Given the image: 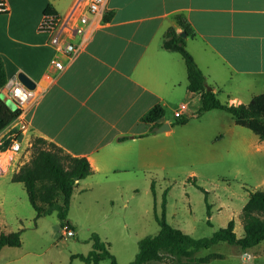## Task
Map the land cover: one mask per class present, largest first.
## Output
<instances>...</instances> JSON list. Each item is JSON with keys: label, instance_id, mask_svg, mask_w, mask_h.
<instances>
[{"label": "crops", "instance_id": "1", "mask_svg": "<svg viewBox=\"0 0 264 264\" xmlns=\"http://www.w3.org/2000/svg\"><path fill=\"white\" fill-rule=\"evenodd\" d=\"M76 3L84 6L85 0H4L6 11L0 12V56L8 78L1 91L20 72L35 83L21 116L27 123L21 145L39 137L86 158L92 173L73 192L99 189L110 201L115 192L117 200L128 203L125 193L137 190L139 178L158 169L159 136L171 130L150 131L152 124L142 116L159 104L164 109L159 123L172 127L168 109L184 104L181 116L187 115L196 96L201 105L200 95L187 90L181 56L162 47L168 28L182 32L175 14H182L193 29L184 36L185 47L213 92L234 105L264 93V0H107L103 20L84 36L70 38L78 48L67 59L36 26L47 9L66 17ZM55 56L64 63L59 71L50 63ZM8 154H0V164L15 172L23 163L21 154ZM16 248L3 247L0 264L18 262ZM229 251L233 264H264V240ZM219 255L214 259L226 257Z\"/></svg>", "mask_w": 264, "mask_h": 264}, {"label": "rangeland", "instance_id": "2", "mask_svg": "<svg viewBox=\"0 0 264 264\" xmlns=\"http://www.w3.org/2000/svg\"><path fill=\"white\" fill-rule=\"evenodd\" d=\"M216 96L221 102L227 101L223 93L217 91ZM199 106L196 96L183 116L187 118L184 124L176 123L174 108L166 111L172 127L168 135L159 136L163 149L158 151V169L141 176L134 185L137 190L125 193L128 203L117 200L115 192L110 201L99 189L72 193L67 218L76 228L73 236L64 235L54 213L35 219L23 184L11 181L12 166L1 173L0 230L21 231V245L16 248L20 259L15 264H87L71 256L90 251L91 233L107 243L118 264H128L139 240L158 232L156 217L161 216L164 194L165 219L171 226L202 238L233 219L234 232L241 237L242 208L249 192L264 190V140L233 123L227 112H199ZM30 155L31 148L21 154L19 162H26ZM232 247L219 242L196 256L222 253L224 260L208 263L233 264ZM99 264L110 261L104 259Z\"/></svg>", "mask_w": 264, "mask_h": 264}, {"label": "trees", "instance_id": "3", "mask_svg": "<svg viewBox=\"0 0 264 264\" xmlns=\"http://www.w3.org/2000/svg\"><path fill=\"white\" fill-rule=\"evenodd\" d=\"M45 13H49L48 9ZM174 19L185 36L193 34L192 27L182 14H175ZM184 38L176 32L174 27H170L165 32L162 47L181 56L186 67L187 90L200 95L199 112L212 109L225 111L235 124L248 128L264 140V93L253 96L247 104L234 105L221 102L213 90L206 89L205 76L186 49ZM7 81L4 60L0 56V92ZM19 113L20 109H11L0 98V132L16 119ZM163 116L164 109L158 104L149 109L141 119L152 124L150 131H153L161 124L159 122ZM176 118H178L177 124H184L187 121V118L183 116ZM31 144L29 159L13 173L11 181L23 184L29 204L34 210L35 219L54 213L62 227L69 226L73 229L67 218L73 188L79 180L92 173V168L86 158L71 156L42 138H33ZM153 184L152 182V188ZM205 200H207L206 192ZM165 203L164 194L161 216L156 217L158 232L139 240L138 250L128 264H206L220 255L209 254L197 257L196 254L216 243L226 242L244 250L264 240V219L261 218L264 214V190L249 192L242 208L243 235L241 237L236 236L234 220L231 219L225 227L217 229L211 236L194 238L168 224L165 219ZM207 207L209 209L208 204ZM88 240L91 243L90 251L87 254H74L71 258H79L87 264H99L104 259H108L110 264H118L114 255L108 251L107 243L98 234L91 233ZM20 245V230L0 233V250L6 246L19 247Z\"/></svg>", "mask_w": 264, "mask_h": 264}, {"label": "built area", "instance_id": "4", "mask_svg": "<svg viewBox=\"0 0 264 264\" xmlns=\"http://www.w3.org/2000/svg\"><path fill=\"white\" fill-rule=\"evenodd\" d=\"M107 0H85L84 6L74 5L66 17L56 13H44L37 23L36 31L45 34L49 42L55 47L57 54L69 59L77 50L78 45L70 40L74 35L84 36L85 33L96 23L103 20L105 5ZM6 11L4 0H0V12ZM53 68L57 71L63 69L64 63L59 56H55L50 61ZM7 98L15 102L20 113L16 122L11 123L10 128L3 135L0 134V154H23L31 148V141H28L25 148L21 145V135L26 133L27 123L21 116L33 99V91L26 88L16 77L12 80L4 93ZM185 108L181 104L179 109L175 110L174 116L180 117ZM13 124V125H12ZM8 167V166H7ZM0 164V173L7 168ZM63 233L66 236H73L74 230L69 226L63 227Z\"/></svg>", "mask_w": 264, "mask_h": 264}, {"label": "water", "instance_id": "5", "mask_svg": "<svg viewBox=\"0 0 264 264\" xmlns=\"http://www.w3.org/2000/svg\"><path fill=\"white\" fill-rule=\"evenodd\" d=\"M180 35L185 36V33L181 32ZM17 78L26 88H28L30 90L34 89L35 83L31 79H29L24 73H22V72L18 73ZM206 89L209 91L212 90V88L209 86H207ZM0 98L2 100H4L11 109L14 110L17 108L15 102L12 101L11 99L7 98V96L2 91L0 92ZM169 129H170V126L168 125V123L162 122L158 127H156L155 130H156V132H164V131H167Z\"/></svg>", "mask_w": 264, "mask_h": 264}]
</instances>
